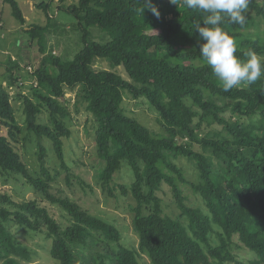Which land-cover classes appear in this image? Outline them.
I'll return each instance as SVG.
<instances>
[{"label": "trees", "instance_id": "16d2710c", "mask_svg": "<svg viewBox=\"0 0 264 264\" xmlns=\"http://www.w3.org/2000/svg\"><path fill=\"white\" fill-rule=\"evenodd\" d=\"M2 1L37 50L39 64L28 72L29 56L24 62L9 56L5 86L0 83V182L32 192L29 200H15L0 189V264H30L31 252L20 239L35 236L50 243L56 264H143V257L149 264H264V76L223 90L199 53L197 41H203L194 26L203 14L182 0H150L158 19L145 0H28L46 19L38 26L26 25L16 0ZM60 14L73 18L69 27L80 36L71 59L54 56L49 47L57 28L59 35L66 32L56 21ZM246 16L243 27L227 19L221 27L236 40L235 55L264 57V0H250ZM97 60L109 68H94ZM9 88L21 102L22 122ZM67 93L74 94L76 113L84 105L91 115L97 186L108 197L118 190L131 198L136 249L120 242L109 221L57 189L60 174L46 165L51 150L70 186ZM125 98L143 99L158 129L129 116ZM32 139L36 171L17 149ZM121 170L129 184L113 183ZM164 187L175 207L167 214Z\"/></svg>", "mask_w": 264, "mask_h": 264}, {"label": "rangeland", "instance_id": "374dc122", "mask_svg": "<svg viewBox=\"0 0 264 264\" xmlns=\"http://www.w3.org/2000/svg\"><path fill=\"white\" fill-rule=\"evenodd\" d=\"M16 1L18 2L23 15L26 17V25L35 24L43 26L46 24L43 12L35 9L32 2L26 3L24 0ZM56 21L60 24H65L66 32L59 35L61 29L57 28L55 33L50 35L49 47H51V53L54 56L68 54L69 59H71V56L81 48L79 34L77 33L75 35L69 27L70 23H74V20L70 16L60 14L57 16ZM20 29L19 24L11 15L9 5L0 0V49L6 51L7 54H0V57L8 59L9 56H13L18 61L24 62L26 61L27 56H29L30 66L33 71L34 67L39 64L37 50L33 46L30 47L29 41L26 43L27 37L20 33ZM92 30L94 29H91V32ZM97 34V32H94L95 37ZM6 42H9V44L6 45ZM26 51L28 54H24ZM93 67L96 69L109 68L107 63L102 60H97ZM117 70L123 77H125L121 68H117ZM21 74L25 75V71L21 70ZM0 76H2L1 72ZM23 92L28 94L25 89H23ZM9 96L10 103L15 110L16 120L22 122L23 115L21 113V102L14 98V91H10ZM65 98L70 100L68 108L71 114V121L69 122L68 127L70 136L68 140L65 141V161L74 177L71 176L70 186H67L65 184L66 172L61 169L59 161L56 159L54 153L51 150H48L46 165L51 172L56 170L60 174L57 189L62 190L65 195L80 205L83 209L87 210L90 214L109 221L120 232V242L136 249L138 238L133 233L131 227V214L129 212L131 198L130 196H122L118 190L114 191L115 197H108L106 194L104 195L101 189L97 186L95 179L97 158L94 149V127L91 115L87 113L84 105H79V112H75L73 93H67ZM124 103L127 111L126 113L129 116L136 118L142 125L153 131L158 129L157 123L155 122L156 115L154 112L148 110L147 103L143 99L131 100L125 98ZM44 145L47 147L48 143L45 141ZM17 149L22 156V160L29 166V169L36 171L38 169V162L37 157L35 156V140L32 139L27 143H22ZM77 177L86 184H89L92 191L88 188H82L77 182ZM114 182L117 184H129L130 178L128 172L126 170H121L120 173L115 175L113 183ZM0 189L7 191L15 200H22V198L29 200L32 197V192L30 190L27 191L16 184L2 186L0 182ZM162 190L164 192L160 194L162 198H164L163 207H166L164 210L167 214L173 211L175 207L168 202V198H170L171 195L167 188L164 187ZM54 212L57 213V217L61 220V211L56 209ZM20 240L23 244L27 245L31 252L32 261L30 264H56L48 255L47 250L50 245L49 242H45L36 236L34 238L22 237ZM240 255L247 257V252L240 251ZM78 261L82 262L83 259L80 258ZM142 262L143 264H149L148 260L144 257Z\"/></svg>", "mask_w": 264, "mask_h": 264}, {"label": "clouds", "instance_id": "9594fccd", "mask_svg": "<svg viewBox=\"0 0 264 264\" xmlns=\"http://www.w3.org/2000/svg\"><path fill=\"white\" fill-rule=\"evenodd\" d=\"M176 4V0H169ZM147 7L158 19L159 11L145 0ZM189 9L203 14V21L196 23L194 29L203 43L197 41L200 56L219 79L224 91L251 85L264 76V57L248 51L244 58L237 52V42L221 27L227 19L228 23L243 27L247 20L250 0H182ZM144 8L140 11L142 12Z\"/></svg>", "mask_w": 264, "mask_h": 264}, {"label": "crops", "instance_id": "0c3cea01", "mask_svg": "<svg viewBox=\"0 0 264 264\" xmlns=\"http://www.w3.org/2000/svg\"><path fill=\"white\" fill-rule=\"evenodd\" d=\"M24 2H26V3H31V1L28 2L27 0H24ZM29 5H31V4H29ZM24 18L26 19L25 16H24ZM19 29H20V26H19ZM0 44H1V43H0ZM8 44H9V42H8V43L6 42V45H8ZM1 46H2V45H1ZM0 54H1V55H2V54H3V55H7V54H6V51L1 50V49H0ZM12 58L14 59V57H12ZM6 60H7L6 58H1V57H0V69H1L0 72L2 73V75H3L4 72H5V68H6ZM0 77H1V78H0V79H1V82H0V83L3 82L2 85L4 86L5 83H4V81H3V76H0Z\"/></svg>", "mask_w": 264, "mask_h": 264}, {"label": "built area", "instance_id": "2783aa9c", "mask_svg": "<svg viewBox=\"0 0 264 264\" xmlns=\"http://www.w3.org/2000/svg\"><path fill=\"white\" fill-rule=\"evenodd\" d=\"M26 70H27L28 72H32L31 67H27ZM4 86H5V85H4ZM10 91H12V90L9 88V92H10Z\"/></svg>", "mask_w": 264, "mask_h": 264}]
</instances>
